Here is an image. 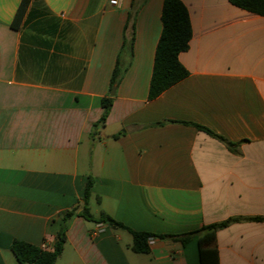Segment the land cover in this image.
Wrapping results in <instances>:
<instances>
[{
  "label": "crops",
  "instance_id": "1",
  "mask_svg": "<svg viewBox=\"0 0 264 264\" xmlns=\"http://www.w3.org/2000/svg\"><path fill=\"white\" fill-rule=\"evenodd\" d=\"M21 1L0 0V264H19L14 240L53 246L90 178L95 221L71 220L57 264H201L205 233L181 237L228 220L215 234L219 264H264V221L252 220L264 217V16L181 0L189 76L150 100L164 0H31L16 30ZM132 26L134 56L112 96ZM104 98L113 105L100 125ZM102 214L173 237L138 253Z\"/></svg>",
  "mask_w": 264,
  "mask_h": 264
},
{
  "label": "trees",
  "instance_id": "2",
  "mask_svg": "<svg viewBox=\"0 0 264 264\" xmlns=\"http://www.w3.org/2000/svg\"><path fill=\"white\" fill-rule=\"evenodd\" d=\"M229 2L245 11L264 16V0H229ZM31 0H22L12 23L13 29L18 30L27 13ZM162 33L156 47L154 67L149 88V99L154 100L164 91L184 80L189 76L188 70L181 64L179 56L187 51L193 36L190 14L181 0H164L162 9ZM134 26L130 36L125 39L124 45L118 55L117 63L111 77V90L119 84L122 76L131 65L134 56ZM127 58V61H125ZM113 105L112 98H104L102 106L103 115L99 121L100 125H104ZM199 129L206 131L213 137L224 142L231 151H235L236 144L227 142L224 138L214 134L209 129L197 126ZM94 181L90 178L86 184L84 197L81 206L67 212L61 220L60 230L57 234L56 241L52 249H42L39 246L21 241L14 240L12 243V251L16 256L19 264H57L60 255L63 252L67 241V230L71 220L80 215L86 220L95 221L90 213L89 200L92 194ZM81 210L79 211V209ZM254 221H264V217L253 218ZM100 222L106 223L111 227L121 228L129 231L133 235L132 249L138 253H148L150 245L149 237H159L161 239L173 236H156L149 232L134 231L122 223L117 222L107 214H102L99 218ZM236 220H228L225 222L212 224L181 237V241L186 243L190 236L196 233H205L201 236L200 260L201 264H219L218 251L216 249V231L228 226Z\"/></svg>",
  "mask_w": 264,
  "mask_h": 264
},
{
  "label": "built area",
  "instance_id": "3",
  "mask_svg": "<svg viewBox=\"0 0 264 264\" xmlns=\"http://www.w3.org/2000/svg\"><path fill=\"white\" fill-rule=\"evenodd\" d=\"M110 4L112 5V6H118L119 5V0H110ZM103 231H105V228L102 226V225H100L99 227H98V229L94 232V234H97V233H101V232H103ZM156 238L155 237H149L148 238V244L149 245H153L155 242H156ZM42 249H46V250H48V249H52L53 248V246H47V245H42V247H41Z\"/></svg>",
  "mask_w": 264,
  "mask_h": 264
},
{
  "label": "water",
  "instance_id": "4",
  "mask_svg": "<svg viewBox=\"0 0 264 264\" xmlns=\"http://www.w3.org/2000/svg\"><path fill=\"white\" fill-rule=\"evenodd\" d=\"M115 92H116V87H113L112 92H111V95L112 96L115 95Z\"/></svg>",
  "mask_w": 264,
  "mask_h": 264
}]
</instances>
